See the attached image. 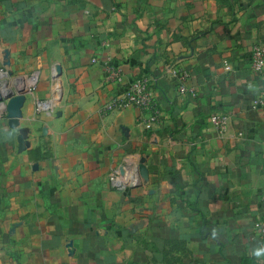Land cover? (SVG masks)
<instances>
[{"label": "crops", "instance_id": "1", "mask_svg": "<svg viewBox=\"0 0 264 264\" xmlns=\"http://www.w3.org/2000/svg\"><path fill=\"white\" fill-rule=\"evenodd\" d=\"M257 46L264 0H0V95L27 90L28 143L0 118V264H264ZM140 77L156 119L105 110ZM216 112L231 117L222 136ZM141 159L147 179L110 186Z\"/></svg>", "mask_w": 264, "mask_h": 264}, {"label": "built area", "instance_id": "2", "mask_svg": "<svg viewBox=\"0 0 264 264\" xmlns=\"http://www.w3.org/2000/svg\"><path fill=\"white\" fill-rule=\"evenodd\" d=\"M252 69L258 74L264 72V49L262 46H257L252 52ZM168 74L171 77H175L180 81L179 90L182 93L190 91L186 87V81L189 78V72L183 68L171 66L167 69ZM8 74L6 71L0 69V81L1 79ZM123 73L120 68H109L108 80L111 82L122 83L123 82ZM32 82L35 84L37 78H33ZM156 101L154 99V92L151 89L150 81L146 77H140L130 83L118 96L109 101L105 110L111 109H123L129 106L139 107L144 110H149L152 112V118L156 119L158 117V110L155 107ZM255 105H264V97L260 96L255 100ZM39 109L46 108L49 109L52 106L51 101H39L37 104ZM7 100L0 101V118L7 119ZM210 121L214 126L215 130L219 135H224L229 127L231 122V117L224 112H216L211 115ZM138 168L135 167L131 171L126 169L124 166L120 165L114 168L109 173V184L112 188L117 190H124L127 188L133 180L138 175ZM256 226L261 229L264 233V222L259 221L256 223Z\"/></svg>", "mask_w": 264, "mask_h": 264}, {"label": "water", "instance_id": "3", "mask_svg": "<svg viewBox=\"0 0 264 264\" xmlns=\"http://www.w3.org/2000/svg\"><path fill=\"white\" fill-rule=\"evenodd\" d=\"M26 91H27L26 89L22 88L18 90L17 93H15V91L12 90V87H10L9 89L5 91L3 95H0V101L7 100V112H8L7 119H8V124L10 128L17 129L19 132V135H18L19 151H24L28 146V143L26 140V136H27L26 129L18 127L19 125L18 118L21 115L22 106L25 101ZM144 162H145V159L140 160V163L138 165V171L143 179H147L148 170ZM141 227H142V223H139V224L133 225L131 228H132V231H136Z\"/></svg>", "mask_w": 264, "mask_h": 264}, {"label": "clouds", "instance_id": "4", "mask_svg": "<svg viewBox=\"0 0 264 264\" xmlns=\"http://www.w3.org/2000/svg\"><path fill=\"white\" fill-rule=\"evenodd\" d=\"M256 255H257V256L261 255V252H260V251H258V252L256 253Z\"/></svg>", "mask_w": 264, "mask_h": 264}]
</instances>
